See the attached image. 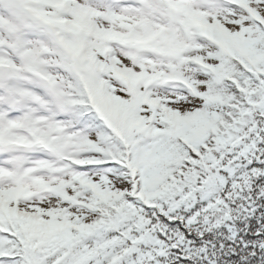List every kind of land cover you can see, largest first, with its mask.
Here are the masks:
<instances>
[{
  "label": "snow or ice",
  "instance_id": "snow-or-ice-1",
  "mask_svg": "<svg viewBox=\"0 0 264 264\" xmlns=\"http://www.w3.org/2000/svg\"><path fill=\"white\" fill-rule=\"evenodd\" d=\"M0 264H264V0H0Z\"/></svg>",
  "mask_w": 264,
  "mask_h": 264
}]
</instances>
